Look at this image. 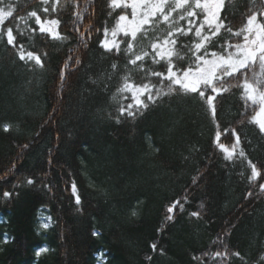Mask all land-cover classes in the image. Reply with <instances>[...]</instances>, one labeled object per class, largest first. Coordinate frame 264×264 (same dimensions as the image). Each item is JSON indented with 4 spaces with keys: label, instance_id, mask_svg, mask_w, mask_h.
<instances>
[{
    "label": "trees",
    "instance_id": "trees-1",
    "mask_svg": "<svg viewBox=\"0 0 264 264\" xmlns=\"http://www.w3.org/2000/svg\"><path fill=\"white\" fill-rule=\"evenodd\" d=\"M0 8V264H264V131L245 88L264 91V63L198 91L168 77L233 55L264 0H224L218 29L169 0L113 48L131 12L115 0Z\"/></svg>",
    "mask_w": 264,
    "mask_h": 264
},
{
    "label": "rangeland",
    "instance_id": "rangeland-1",
    "mask_svg": "<svg viewBox=\"0 0 264 264\" xmlns=\"http://www.w3.org/2000/svg\"><path fill=\"white\" fill-rule=\"evenodd\" d=\"M224 0H175L176 6H183L186 3H192L194 6L204 10L205 22L210 27H220V11ZM169 0H115L117 6H127L130 8V14H124L119 20L116 31L104 41L106 48H113L118 45L120 34L136 36L137 33L158 14L163 13ZM195 14V11L192 13ZM6 13L0 8V29L6 18ZM216 29V30H217ZM215 30V31H216ZM204 42L200 44L202 46ZM157 52L161 57H170L173 53V44L166 40L162 44L156 45ZM260 61L264 63V11L254 15L248 23L244 34V40L237 45L233 55L224 57L214 54L209 58L200 60L196 69H188L183 73H176L171 69L168 77L181 86L191 91H198L205 84H212L218 71L225 69L228 73L237 72L249 65ZM245 88L249 98L259 103V109L253 120L264 131V91L259 90L252 83H246ZM128 89L132 92L137 103L142 102V96L146 88L129 85ZM229 154L233 150L221 146ZM257 174V171H256ZM264 187V185H263Z\"/></svg>",
    "mask_w": 264,
    "mask_h": 264
}]
</instances>
